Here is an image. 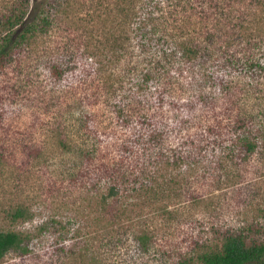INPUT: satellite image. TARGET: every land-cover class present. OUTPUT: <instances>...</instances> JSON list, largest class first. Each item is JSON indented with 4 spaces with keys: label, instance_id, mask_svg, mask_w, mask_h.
<instances>
[{
    "label": "rangeland",
    "instance_id": "374dc122",
    "mask_svg": "<svg viewBox=\"0 0 264 264\" xmlns=\"http://www.w3.org/2000/svg\"><path fill=\"white\" fill-rule=\"evenodd\" d=\"M14 1L0 0V17L8 15ZM84 1L75 0L68 14H61L46 33L17 51L14 60L0 72V231L29 235V254L7 252L0 264H177L181 255L193 253L195 240L212 239V229L239 228L258 214V209L255 215L254 206L247 205L253 201L256 187L264 190L262 151L250 164L217 171L211 151L198 158L197 150L188 144L191 139L199 143V135L210 123L222 124L225 136L233 127L238 110L231 111L232 103L223 98L226 80L238 83L241 90L252 81L240 109L255 118V128L264 126V73L259 70L246 77L248 68L242 69L244 64L235 70L225 58L230 51L229 55L245 62L264 53V6L256 7L249 20L235 22L234 38L223 35V30H212L214 44L205 43L214 53L211 56L201 53L198 59L185 62L179 53L175 62L161 59L159 66L152 64L154 78L143 86L139 97L135 84L143 79L148 65L140 62L131 76L128 74L134 64L128 59L111 68L112 53L106 48L109 32L123 33V27L109 21L107 7L101 10L102 17L89 19L97 13L89 14L93 9L86 8ZM48 2L30 0L26 19L35 18ZM143 4L136 5V17L148 12ZM196 5L195 10L199 8ZM255 6L253 0H242L235 10L242 14ZM183 16L189 21L184 38L207 40L202 19L196 13ZM212 22L208 29H213ZM249 35L254 37L251 43ZM130 36L129 45L137 53L129 57L130 62H139L146 54L139 47V39ZM95 47L100 52L93 54ZM57 62L70 67L60 81L51 74L52 64ZM187 67L188 72L179 74L178 69ZM121 69L120 78L112 81L113 73ZM168 70L170 73L165 74ZM169 79L172 85L167 84ZM157 88L162 90L164 100L156 97ZM201 97H211L210 107L201 103ZM238 98L236 94L230 97L235 101ZM118 106L126 109V118L133 122L128 129L117 123ZM150 117L159 125L142 127ZM153 129L165 131L161 147L152 145L148 152L135 143L134 149L123 155L128 143L139 141L136 133L147 137ZM173 151L182 153L184 162L180 167L162 166V158L155 179L157 190L162 189L164 194L153 199L141 188L155 181L147 180L155 169L149 167L142 172L136 169V161L151 158V153L171 155ZM123 156L129 158L123 171L137 174L135 185L140 189L103 205L96 194L113 185L105 168L113 167ZM210 169L215 172H205ZM240 171H244L242 177L232 176ZM219 176L220 188L216 183ZM250 185L254 186L252 190ZM254 205L264 209V200L257 198ZM15 208L28 211L31 219L12 223L8 213ZM260 222L264 224V218ZM141 229L153 238L148 248H142L133 238V233Z\"/></svg>",
    "mask_w": 264,
    "mask_h": 264
},
{
    "label": "trees",
    "instance_id": "16d2710c",
    "mask_svg": "<svg viewBox=\"0 0 264 264\" xmlns=\"http://www.w3.org/2000/svg\"><path fill=\"white\" fill-rule=\"evenodd\" d=\"M107 1H109V5H107L108 3L106 4L105 0H85L83 5L89 10L93 9L89 14L97 13V15H90L89 19L95 16L102 17L103 13L101 10L107 7L106 10H109V21L118 22L120 23L119 26L123 27V33H118V31L116 33L109 32V39L106 43V48H109V51L112 53L109 58L111 68L117 66L118 64L122 65L125 59H128L129 64H134L133 71L128 74V76H131L137 70V65L140 62H144L148 65L149 68L145 70L143 79L135 84L136 92L139 97L142 94V90L144 88L143 86L145 84L147 85L148 82L154 78L153 72H150V66L152 64L159 66L162 62L161 59L169 62H175L176 55L179 53H182V57L185 62H191L198 59L201 53H204L205 57L211 56L214 53H212L211 50L205 46V43H211V45L212 43L214 44L215 34H211L212 30L213 32L216 30H223V35L234 38L233 34H235V36L237 35L236 32L232 33L233 29L235 28L234 31H236L237 28V24L235 22L243 23L247 19L249 20L256 7L264 6V0H253V6H255L257 2V5L252 8L253 10L249 8L248 11H246L247 14L246 12L241 14L239 10H235V6L236 4H242V0ZM143 1L144 4L142 8L143 10L145 8L148 12L144 11V13H142V17H136V14L138 13V11H136V5ZM74 2L75 0H49L48 3H44L42 5L35 18L31 16L26 19L29 11L28 5L30 4V0L14 1L13 6L8 9V15L0 17V72L7 63L14 60V54L17 51H19L22 47L26 48L27 45H30L35 38L46 33L49 27L56 22V20H59L61 14H65V12L68 14L70 9L73 8ZM195 4L199 7L196 10L193 8ZM105 13L107 14V12ZM190 13H196V15L202 19V27L204 26L207 32L204 39L207 40L199 41L197 38H192L193 36L184 38V35H186L185 30L187 29L189 21L187 17L183 15H189ZM211 21H213V29H208L209 22ZM241 24L238 23V25ZM124 26L129 29L126 30ZM130 35L139 39V47H141V51L144 55L146 54L139 62H130L129 57L134 58L137 56V53L132 50L129 45L132 39ZM249 36V43H251L254 37L251 35ZM96 48L97 47L93 48L95 49L93 50V54L100 52L99 50H96ZM69 52L73 54L72 49ZM229 53L230 51L227 55H225L226 51L223 52L228 65H231L235 70H237L244 64L242 69L244 67L248 68V71L244 74L246 77L253 76L254 72L257 73L259 70V73H264V63L261 62V60H264L262 59V57H264V53H262L260 57H257L259 56L257 55L256 57L253 56L248 58L245 62L241 59H235V56L229 55ZM139 56L140 55L138 54V57ZM159 57L161 58L158 59ZM69 69L70 67H64L60 62H57L52 64L51 74L56 80L60 81ZM178 70L179 74L189 71L188 67L186 70ZM164 73L169 74L170 70ZM191 73L194 74L193 72ZM121 74L122 69L114 72L112 75V81L113 78L119 79ZM172 83L173 82L170 79L167 81V84L169 85H172ZM130 84L132 85L131 87H134V83ZM236 84L239 85L231 80H226L225 86L223 87V98L232 103L234 107H230V110H238L236 112L233 127L230 126L229 129L226 130L227 136H225V131L222 132V124L211 125L212 123H210V125H207V129L199 135L201 138L199 143H197L194 139H191L192 141L188 144V146L193 145V148L197 150L196 154L198 155V158L201 155H205L206 151H211L214 155V159L217 160V163L215 162L218 164L217 171L230 166L239 168L250 164L252 161L251 159L259 151H262V155L264 156V126L255 128V118L240 109L241 102L245 100L246 89H248V87H253V83L251 81L243 86L240 85L243 87L242 90L239 89ZM247 92H250V90ZM262 92L263 91L260 93L262 94ZM161 93L162 90L157 88V95L159 94V96L156 95V97L158 100H164L165 98V96L161 95ZM212 94L215 93L212 92ZM233 94L239 96L238 101L230 99ZM214 96L217 97L216 95ZM201 98L202 100L199 99L201 103L210 107L211 97L207 100H205L204 97ZM118 109L117 123L121 128H130L133 122L128 119L129 117L126 118V109L124 110L121 106H118ZM157 116L158 115H155V117ZM229 120H231V118H229ZM145 123L146 124L142 123V127L156 124L159 125V122L155 123L152 117H150ZM86 135H88L89 138L91 136L90 133H87ZM141 135L136 133L134 137H139V141L131 142V145L128 143V145L124 147V156H126L125 153H129L134 149L132 145H135V143L141 144L143 148H146L149 152L152 145L154 147L157 145L161 147L163 141H165V131L161 129H153L147 134V137ZM64 147L66 149H70L69 145L67 146L65 144ZM219 152L221 153L219 154ZM88 156L91 155L88 154ZM124 156L120 162L115 163L113 167L105 168V175L112 179L113 185L108 187L106 191H100L99 194H96L100 203L103 205H106L110 199L117 200L124 194L129 196V194H132V191L140 189H137V185H135V183L137 184V181L139 180V178L136 177L137 174L134 175V173L131 172L132 174L128 175L125 171H123V166L130 158L129 155L128 159H125ZM149 157L151 158H143L136 161V166L138 167H136V169L141 168L140 170L142 172L144 170L146 171L149 167H154V172L149 174L147 180L155 179V175L158 170L161 169H158V167L162 158H165L162 166L168 165L172 167H180L185 159L184 155L177 151H173L171 155L151 153ZM91 161H94V158H92ZM244 171L246 172L247 169ZM205 172L212 174L215 171L210 169L205 170ZM243 172L240 171L237 175L232 176L234 178H240L243 176ZM132 176H134V179L131 178ZM204 177L206 178L205 175ZM216 178V183L219 186L218 188H220L221 184L219 179L221 176ZM157 183L158 181L155 179V181L151 184H144L141 190L148 191L151 194L150 196L153 199H156V197L164 194L162 189L157 190ZM253 188L254 186L250 185L249 189L252 190ZM255 189L256 191L253 192V201H250L248 203L249 205H247L249 207L254 206L255 215L258 209V214L253 220L249 221L250 219H247V221L243 223L242 227L239 228L235 226H227L226 229H223L224 227L212 229L213 232H215L212 239L203 241V237H200L201 240H195L193 253L181 255L177 264H264V224L260 222V218H264V209H260V207H256L254 205L255 199L261 197V199L264 200V190H262L261 187H259V189L256 187ZM169 190L171 191V188ZM90 192L92 193V190H90ZM174 192L178 195L175 190ZM258 205L261 206L262 204L259 203ZM164 209L167 210L166 208ZM168 214H171V212L169 211ZM126 215H128V213H126L125 216ZM8 216L12 223L26 222L31 219L29 212L20 208L13 209V211L8 213ZM44 228H46V225H43L41 230L44 231ZM133 238L138 241L142 248H148V245L153 239L149 232L145 229H141L140 231L133 233ZM28 239L29 235L25 233L12 230L0 231V263L6 253L10 251H18L21 256L29 254V247L27 244Z\"/></svg>",
    "mask_w": 264,
    "mask_h": 264
}]
</instances>
